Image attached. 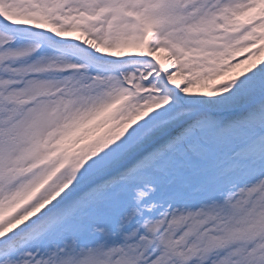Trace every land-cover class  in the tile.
<instances>
[{
  "label": "snow or ice",
  "instance_id": "1",
  "mask_svg": "<svg viewBox=\"0 0 264 264\" xmlns=\"http://www.w3.org/2000/svg\"><path fill=\"white\" fill-rule=\"evenodd\" d=\"M0 264H264V0H0Z\"/></svg>",
  "mask_w": 264,
  "mask_h": 264
},
{
  "label": "rangeland",
  "instance_id": "2",
  "mask_svg": "<svg viewBox=\"0 0 264 264\" xmlns=\"http://www.w3.org/2000/svg\"><path fill=\"white\" fill-rule=\"evenodd\" d=\"M237 71H239V69H237Z\"/></svg>",
  "mask_w": 264,
  "mask_h": 264
}]
</instances>
